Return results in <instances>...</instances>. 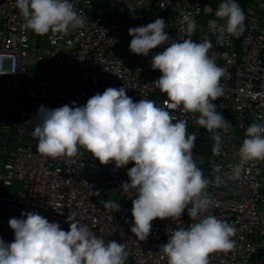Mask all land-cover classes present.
I'll return each instance as SVG.
<instances>
[{
  "label": "built area",
  "instance_id": "built-area-1",
  "mask_svg": "<svg viewBox=\"0 0 264 264\" xmlns=\"http://www.w3.org/2000/svg\"><path fill=\"white\" fill-rule=\"evenodd\" d=\"M73 3L84 15L82 28L67 34L38 35L25 29L15 0H0V238L13 241L8 221L22 218V211L37 212L50 222H58L65 231L69 228L65 221L74 212L106 242L124 243L129 252L126 264H167L160 247L168 242L171 231L194 222L186 210L179 219L152 221L149 236L141 241L130 231L135 193L121 189L123 182H129L126 173L134 163L120 169L114 162L101 165L83 148L76 157L47 158L38 153V140L32 134L41 106L54 109L71 106L73 101L83 106L96 93L124 86L134 102L151 99L186 121L188 133L197 135L193 158L206 178L214 179V169L220 168L225 184L209 186L213 205L206 214L233 225L236 244L228 253L210 254V264H264V161L245 164L239 180L227 179L230 165L239 160L247 127L253 122L264 123V0L247 8L240 5L246 19L244 30L236 35L209 30L208 21L216 19L219 4L213 6L208 0ZM100 4L112 11L110 22L97 11ZM121 8H129L147 24L163 18L168 25L165 30L169 29L171 39L178 42L189 38L181 23L182 14H193L197 29L190 38L195 42L208 38L212 44L209 55L226 70L221 79L224 94L213 101L217 112L231 124L220 155L212 153V133L194 123L199 114L168 108V97L152 84L161 73L152 69L148 56H132L121 48L116 15ZM205 15L214 16L204 19ZM35 63L67 69L57 77L29 78L30 65ZM15 182L21 184L19 193L3 192ZM109 199L121 205L119 211L103 208L100 202Z\"/></svg>",
  "mask_w": 264,
  "mask_h": 264
},
{
  "label": "clouds",
  "instance_id": "clouds-1",
  "mask_svg": "<svg viewBox=\"0 0 264 264\" xmlns=\"http://www.w3.org/2000/svg\"><path fill=\"white\" fill-rule=\"evenodd\" d=\"M15 6L25 29L38 35L67 34L85 23L73 0H15ZM214 15L216 19L208 21L211 32L236 35L244 30L246 16L238 0H221ZM181 23L189 38L179 42L169 37L163 18L129 28V49L147 57L150 50L167 45L151 58L152 69L161 73L152 84L166 94L169 109L199 114L194 123L212 133V153L220 155L231 124L217 112L213 101L224 94L221 79L226 70L209 55L212 44L208 38L201 42L190 38L197 29L193 14L183 13ZM127 90L109 87L83 106L75 101L54 109L41 106L32 133L38 140L37 151L57 159L76 157L83 148L101 165L114 162L120 169L134 163L126 173L129 182L121 184L125 193H135L130 231L144 241L152 221L179 219L186 210L194 222L171 231L159 252L167 264H210V254L228 253L236 244L235 227L206 214L213 205L209 186L225 184L220 168L214 169V179L206 178L193 158L197 135L188 133L186 121L151 99L134 102ZM245 137L239 160L230 165L228 180H239L248 162L264 161V123L253 122ZM100 203L106 209L119 211L121 207L110 199ZM21 217L8 221L13 241L0 238V264H126V245L98 237L74 212L65 221L67 231L34 211H22Z\"/></svg>",
  "mask_w": 264,
  "mask_h": 264
},
{
  "label": "crops",
  "instance_id": "crops-1",
  "mask_svg": "<svg viewBox=\"0 0 264 264\" xmlns=\"http://www.w3.org/2000/svg\"><path fill=\"white\" fill-rule=\"evenodd\" d=\"M253 5L254 4H251L249 6H253ZM97 11L103 16V18L106 20V22H110L112 20V11L110 10V8L107 5L100 4L97 8ZM144 12H145V14H147L149 12V8H146L144 10ZM116 15H117V19L120 23V31L118 33V38L120 41L121 48L124 50V52L129 53L132 56H141V55L133 54L129 49V44H130L132 37L128 34V29L133 28V27H137V26H141V25H147L146 21H141L140 17L131 13L129 8L118 9L116 11ZM165 31L168 33L169 37L171 38V36H170L171 31L169 29H167ZM166 47H167V45H165L163 47L158 46L156 49L150 50L148 60L151 61L152 56H154L158 52H162ZM40 65H38V68L33 73L34 75L38 74L36 78H40L41 76H44V74H45L44 71L40 69ZM55 69L58 71H56ZM51 70H55L56 72L61 73V75L66 71V69L64 67H57V65L51 66ZM40 79H42V78H40ZM233 126H235V125L233 124L232 127ZM236 131H237V129L235 126L234 132H236Z\"/></svg>",
  "mask_w": 264,
  "mask_h": 264
},
{
  "label": "rangeland",
  "instance_id": "rangeland-1",
  "mask_svg": "<svg viewBox=\"0 0 264 264\" xmlns=\"http://www.w3.org/2000/svg\"><path fill=\"white\" fill-rule=\"evenodd\" d=\"M31 66V69H32V74L30 76H27L29 78H36L38 74L34 75L33 73L35 72V70L38 68V64H32L30 65ZM57 67H62V66H59L57 65ZM65 69H67L66 67H64ZM40 69L44 71V76H39L40 78H48V77H57V76H60L61 73H58L56 71L58 70H51V67L50 66H47V65H44V64H41L40 65ZM235 129V126H233V130ZM8 192L7 193H14V194H17L20 192L21 190V184L19 182H15L14 185L10 188H8Z\"/></svg>",
  "mask_w": 264,
  "mask_h": 264
},
{
  "label": "trees",
  "instance_id": "trees-1",
  "mask_svg": "<svg viewBox=\"0 0 264 264\" xmlns=\"http://www.w3.org/2000/svg\"><path fill=\"white\" fill-rule=\"evenodd\" d=\"M209 2H211L213 4V6L218 5L221 0H208ZM257 2V0H238L239 5L247 8L249 5L251 4H255ZM210 16H214V15H205L204 19H208ZM8 188H3V192H8ZM260 254V252H258V255Z\"/></svg>",
  "mask_w": 264,
  "mask_h": 264
}]
</instances>
